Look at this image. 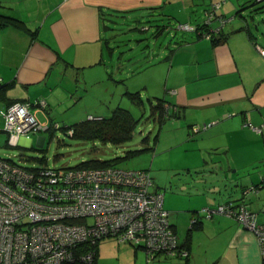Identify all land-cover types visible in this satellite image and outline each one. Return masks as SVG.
<instances>
[{
	"label": "crops",
	"instance_id": "crops-1",
	"mask_svg": "<svg viewBox=\"0 0 264 264\" xmlns=\"http://www.w3.org/2000/svg\"><path fill=\"white\" fill-rule=\"evenodd\" d=\"M213 1L0 0V12L25 26L0 27V110L12 102L30 101L31 111L45 125L52 111L78 103L90 89L98 92L96 104H84L83 109L98 115L111 112L133 90L127 87L116 95V83L124 79L109 71L104 59L105 19L110 23L111 17L122 15L135 21L157 14L171 18L176 4L191 8L199 2L206 9ZM223 1L210 22L215 42L196 33L199 24L189 23L192 28L180 32L179 40L153 49L151 61L144 56L140 68L152 72L143 87L155 85L152 97L165 99L170 113L149 150L158 154L175 146L181 158L175 163V196L163 200V206L179 243L189 250L187 258L163 253L147 257L149 264H264L252 231L230 216L215 213L206 218L201 211L239 198L246 185L264 178V57L255 46L264 47L259 42L264 37V7L256 5L259 0ZM38 100L45 101L44 108L36 105ZM38 112L45 119H39ZM0 132L5 133L3 123ZM43 140L38 136L37 143ZM18 143L29 141L21 137ZM183 170L191 178L181 179ZM246 203L264 221V188Z\"/></svg>",
	"mask_w": 264,
	"mask_h": 264
},
{
	"label": "built area",
	"instance_id": "built-area-1",
	"mask_svg": "<svg viewBox=\"0 0 264 264\" xmlns=\"http://www.w3.org/2000/svg\"><path fill=\"white\" fill-rule=\"evenodd\" d=\"M211 17L216 14H209L205 22ZM258 49L264 55V48ZM35 103L45 105L43 100ZM31 105L15 102L0 110L10 146L21 137L30 142L31 134L47 130ZM152 186L147 170L115 164L27 169L0 157V264H91L98 240L106 237L143 248L148 259L160 253L186 256L187 250L178 249L163 193ZM256 192L247 186L243 194ZM201 211L206 217L222 213L234 218L255 234L264 253V221L257 212L244 205Z\"/></svg>",
	"mask_w": 264,
	"mask_h": 264
},
{
	"label": "rangeland",
	"instance_id": "rangeland-1",
	"mask_svg": "<svg viewBox=\"0 0 264 264\" xmlns=\"http://www.w3.org/2000/svg\"><path fill=\"white\" fill-rule=\"evenodd\" d=\"M205 1L208 3V0ZM260 4L264 5V1L256 3V5ZM184 5L176 4L175 10L169 13L172 14L171 18L157 14L140 17L135 21L126 20L122 15L111 17L112 22L110 23L105 19L108 29H105L107 39L104 43V59L110 67L109 71H113L124 79L116 83V95L118 96L121 91L130 87L133 91L139 92L142 101L140 105H136L128 97L119 100L121 103L118 106L128 109L136 119L129 138L120 143H114L109 139L102 140L98 136L87 138L75 135L71 137L65 134L62 129H57L31 134V140L27 145L18 143L16 146H10L6 144L5 133L0 132V157L11 159L26 167L45 165L56 168L73 167L90 159L109 160L121 157L118 165L123 168L149 170L153 181H155V186L160 187L159 190L163 193L165 202L168 198L174 197L175 175H177L175 163L181 161V158L175 154V146L166 147L158 154L153 153L152 150L143 149L153 146V137L158 132L159 125L156 120L157 109L153 107L157 99L152 97L157 89H155V85H150L146 90L142 85L146 83L145 81L148 80L152 72L143 73L144 69L140 71V68L144 64V56L148 61H151L149 57L154 56L151 54L152 50L158 49L163 42L179 40L180 32L186 33L192 28L188 27L189 23L205 22V5L199 2L193 4L191 8ZM189 15H191L190 18ZM218 20L222 23L219 18ZM180 23H186L187 27H180ZM158 25L161 27V32H157ZM166 25H169L168 31L165 30ZM259 40L261 44H264V37L260 36ZM258 53L260 54L259 50ZM125 75H129V77L124 78ZM97 94V91L89 89V94L85 95L84 99L78 103L68 108L61 106L58 112L52 111L53 115H51L49 123L57 122L62 127L83 120L87 113L96 114L94 109L87 112L83 108L84 104H96ZM104 112H106L104 114L109 113L108 111ZM37 117L45 119L40 112L37 113ZM1 122L3 123V120L0 115V124L2 125ZM70 134L73 135L72 132ZM38 136L44 138L42 145L37 143ZM147 138H149L148 142H146ZM140 149L142 150L140 151ZM127 151L136 152L126 156ZM196 157L197 155L191 158ZM179 175L181 179H189L192 176L188 175L185 170ZM155 186L153 184L151 189H154ZM88 221L90 222L91 219ZM95 249L97 250V264H149L143 248L134 247L128 242L120 243L111 237L98 240Z\"/></svg>",
	"mask_w": 264,
	"mask_h": 264
},
{
	"label": "trees",
	"instance_id": "trees-1",
	"mask_svg": "<svg viewBox=\"0 0 264 264\" xmlns=\"http://www.w3.org/2000/svg\"><path fill=\"white\" fill-rule=\"evenodd\" d=\"M259 1H264V0H259ZM217 2H219L220 6H221L224 1L223 0L213 1L209 7L204 9L205 10V15H206L205 18L206 19H207L208 15L213 13V12L216 15L218 14V8L213 7V5L215 3H217ZM261 7H264V5H262ZM212 18L213 17H211V20H212ZM7 25H12V26L19 27V28H25L23 21H21L20 19H18L16 17H13V16H10V15L3 14V13L0 12V27L7 26ZM186 25H187L186 23H184V24L180 23L179 24V26L182 27V28H183V26H185L184 28H186L187 27ZM199 25H200V28L196 30V33L197 34L199 33V34H201L203 36L211 38L215 42L216 41V37H214V35H215L214 32L215 31H214L213 27L210 25V23H206V22L204 23L203 22V23H200ZM159 31L161 32V27L158 25L157 32H159ZM216 31L218 32V34L221 32L220 28L218 30H216ZM255 46L257 47V49H258V47L264 48V47H261L258 44H255ZM262 56H264V55H262ZM126 95L131 100V102L133 104H136V105H140L141 104L142 101L140 100L139 92H137V91L127 92ZM0 97H2V98L4 97V93H3V90L1 88H0ZM16 102H29V103L32 104V102H30V101H16ZM165 102H166L165 99L158 98L156 100L155 105H153V107H155L157 109L156 110L157 111L156 120L158 122V125L163 123L165 121V118L167 116H169V114H170L168 108H166V106L164 104ZM12 103H15V102H12ZM12 103L7 104V106L11 105ZM36 105H37V103H36ZM44 107H45V105L44 106H40V108H44ZM89 115H91L93 118H91V119L88 118ZM135 122H136V119L131 115V113H130V111L128 109L123 108L121 106H116L108 114H104L103 113V115H98V114L88 113V114H86V117L83 120H81L79 122H76L74 124H71V125H67V126L65 125V126L61 127V125L59 123H57V122L48 123L46 125H47V130H51V131L53 130L54 131V130H57V129H62L65 132V134H67V135H69L71 137H73L75 135H78L80 137H87V138H92V137L98 136L102 140L109 139V140H112L114 143H120L123 140H125V139H127V138H129L131 136L132 130H133L134 125H135ZM55 124H57L58 127L54 128ZM69 129H71L73 131L72 132L73 135L69 133ZM7 138L8 137L6 136V144H8ZM143 149L148 150V149H150V147H145ZM141 150L142 149H140V151ZM136 151H127L126 152L127 153L126 156H128L130 154H134ZM6 159H8V158H6ZM120 159H121V157H115V158H112V159H109V160L90 159L88 161L81 162L78 165H75L74 167H87V168H89V167H105L107 165H114V164L118 165ZM9 160H11V159H9ZM20 166H22L24 168H27V169H33L35 167H41V166H45V165L31 166V167H26L24 165H20ZM136 169L149 171L148 169H145V168H136ZM247 186H254L257 189L256 193H258L259 190L264 188V178H261L260 181L258 183H256V184L246 185L243 188V190H242V195L239 198H237V199L226 200V201L220 202V203H218V204H216L214 206L206 205L204 207H207V208H210V209H214V208H216L217 206H220V205H223V206L227 205L230 208H237L238 209V207L240 205H244L247 209H249L246 202L248 201V198L252 194H249L248 196H244V194H243V191L245 190V188ZM157 191H160V190H157ZM253 194H255V193H253ZM204 207H202V208H204ZM214 214L215 213H212L210 217H206L205 214L203 216L206 217V218H211L212 215H214ZM193 219L195 221L194 217H193ZM194 221H192V222H194ZM192 224H194V223H192ZM176 237H177V235H176ZM177 246L179 247L178 248L179 250L185 249V250H187L188 253H187L186 256L178 255V254H174L172 256H179V257H182V258H187L189 256V250L184 245L179 243L178 238H177ZM169 255H171V254H169ZM96 256H97V250L95 249V258H94V260H93V262L91 264H97L96 263Z\"/></svg>",
	"mask_w": 264,
	"mask_h": 264
},
{
	"label": "water",
	"instance_id": "water-1",
	"mask_svg": "<svg viewBox=\"0 0 264 264\" xmlns=\"http://www.w3.org/2000/svg\"><path fill=\"white\" fill-rule=\"evenodd\" d=\"M42 145V144H41Z\"/></svg>",
	"mask_w": 264,
	"mask_h": 264
}]
</instances>
